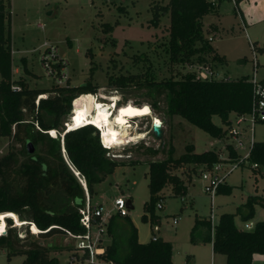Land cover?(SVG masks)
Instances as JSON below:
<instances>
[{"label": "trees", "instance_id": "16d2710c", "mask_svg": "<svg viewBox=\"0 0 264 264\" xmlns=\"http://www.w3.org/2000/svg\"><path fill=\"white\" fill-rule=\"evenodd\" d=\"M220 1L223 0H216V5ZM239 2L235 0V12ZM216 5L211 0H168L164 5H152L153 26L159 23L162 15L169 16L165 50L170 65L211 67V63H225L224 56L217 54L210 39L203 35L202 19L213 13ZM9 8L10 0H0V138L11 137L21 144L25 158L18 162L13 150L0 156V216L15 213L20 220L28 221V225L24 236H18L12 217L3 218L6 225L1 222L2 228L6 226V230L0 231V249L8 250V259L12 255H24L21 264H60L56 256H49V252L61 247L72 251L69 243H43L34 236L46 239L57 234L64 237L66 231L84 233L79 221V209L85 202L84 189L73 171L78 172L85 182L90 198L95 193V184L111 174L118 163L106 156L111 148L100 143L99 131L93 125L68 130L64 134L62 129L59 130L71 107V114H75L85 109L86 102L93 103L94 94L100 87L91 82L93 67L88 80L77 86H70L67 81L66 86L52 83L44 90L31 88L22 78H13ZM211 28L214 30L215 26ZM262 49L257 48L258 51ZM138 78V75H107V83L115 90L144 83L153 107L159 108L161 101L169 116H180L218 139L228 137L230 115H241L250 110L252 84L248 75L198 79L195 71L189 69L160 80L152 73L143 80ZM46 93L48 95L44 96ZM213 115H218L224 126L214 124ZM28 142L33 147L32 152L27 149ZM144 148L154 155L159 152V149ZM226 148L230 157H236L230 144ZM218 155V149L197 153L192 144H187L184 152L176 158L150 161L149 196L143 204L140 219L157 220L155 207L162 200L164 189L170 187L173 195L183 197L194 172L210 168L218 161ZM247 160L250 166L257 165L251 166L254 172L263 168L261 174L264 177V141H254ZM179 169L181 172L178 173ZM230 191L231 186L225 181L219 185L217 194ZM255 205L264 207V196L248 195L234 213H221L213 225L210 218L196 219L190 240L195 242L194 230L204 226L207 231L202 241L210 242L214 253L224 255L225 264H252L254 254H264V219L247 229L238 228L234 216L238 215L242 221L250 220ZM32 225L37 231L30 230ZM105 233L110 238V243L104 245L102 257L105 260L114 264H172L171 243L154 234L155 240L152 235L149 241L139 242L136 228L127 215H111L105 223Z\"/></svg>", "mask_w": 264, "mask_h": 264}, {"label": "rangeland", "instance_id": "374dc122", "mask_svg": "<svg viewBox=\"0 0 264 264\" xmlns=\"http://www.w3.org/2000/svg\"><path fill=\"white\" fill-rule=\"evenodd\" d=\"M168 0H10L11 19V56L13 78H22L31 88L47 90L52 85L41 62L42 44L48 42L57 48V54L67 62V74L70 86L83 84L91 75V82L99 87L97 97L91 106H104L111 103L116 107L120 103L132 102L141 107L150 106L149 116L138 117L130 121L128 131L131 138L139 139L126 142L115 147L110 146L106 156L118 163L114 171L95 184V193L90 197L92 205H102L104 213L114 212V200L118 197L131 200L132 208L127 216L137 231V239L144 243L154 234L172 245V264H225V256L213 254L210 242H203L202 237L207 229L198 226L190 240V231L196 219H209L211 215L210 198L204 192L205 182L200 173L194 172L192 182L188 185L185 195H173L170 187L163 191V208L155 207L157 220L142 221L143 204L148 200V163L178 157L184 152L187 144L194 146L195 152L215 149L228 156L227 144L232 143L229 137L215 138L204 130L190 124L180 116H169L165 112V104L160 101L159 108L150 104L147 88L144 83L130 84L124 90H115L107 83V75H138L145 79L149 73L156 79H165L176 72L189 70L188 64L170 65L166 46L168 41L169 16L164 14L159 23H151L152 5H164ZM233 4L226 1L219 18L221 27L212 29L216 16H204L203 35L210 39V44L217 54L224 56V64L211 63V68L230 78L242 75L252 76L253 54L251 43L263 47L256 51L258 66L257 79L264 78V19L250 26H241L240 20L231 13ZM214 25V24H213ZM194 65V64H193ZM213 66V67H212ZM148 73V74H146ZM48 93L44 94L47 96ZM113 100V101H112ZM80 101V100H77ZM74 102V100H73ZM137 103V104H136ZM90 102H86L85 108ZM73 105V103H72ZM73 109V107H72ZM70 112L63 117L68 121ZM72 121H74V114ZM142 116V115H141ZM154 119L162 128V136L157 139L151 132ZM212 122L224 126L218 115L212 116ZM234 119V115H230ZM115 127L116 123L111 122ZM115 125V126H114ZM117 126H121L117 123ZM63 124L59 130L63 129ZM114 131L116 128H112ZM146 134V135H145ZM50 136V132L48 133ZM100 137V134H99ZM254 141H264V123L254 126ZM144 147L159 149L154 155ZM246 148V146H245ZM13 150L17 153L18 162L25 155L21 152V144L11 137L0 138V156ZM242 154L246 149L240 151ZM250 164L245 163L226 176V184L231 186L227 194H217L213 201L212 225L221 213H234L236 207L244 202L248 195L264 192L263 168L254 172ZM182 169V168H181ZM179 169L177 172H181ZM199 172V171H198ZM85 202L86 193L84 190ZM182 197V198H181ZM84 202V204H85ZM5 215V216H4ZM0 216V227L6 225L3 218L11 216L12 225L16 227L18 236H24L28 221L20 220L15 213ZM178 218L177 224L172 219ZM264 219V207L255 205L254 215L248 221L234 216L238 228L244 224ZM2 222V223H1ZM251 226V227H252ZM6 226L3 228L4 232ZM30 230L37 231L30 226ZM43 243L55 241L63 245L69 243L73 250L77 241L65 239L60 234L41 239ZM100 244L108 245L109 236L104 232L100 235ZM70 250L61 247L52 249L49 256H56L60 264H67ZM8 250L0 249V264H21L24 255H12L8 259Z\"/></svg>", "mask_w": 264, "mask_h": 264}, {"label": "built area", "instance_id": "2783aa9c", "mask_svg": "<svg viewBox=\"0 0 264 264\" xmlns=\"http://www.w3.org/2000/svg\"><path fill=\"white\" fill-rule=\"evenodd\" d=\"M233 5L235 0H229ZM213 5H216V0H211ZM251 49L253 54V73L249 77V81L252 84V100L250 105V110L241 115H234V119H230V125L227 131L228 137L231 139L230 143L232 149L236 152V157L228 156L224 157L222 152L219 151L218 161L214 163L210 168L202 169L200 171V176L205 182L204 192L210 198L211 215L210 220H212L213 211V201L217 193L219 185L223 184L226 180V176L239 166H243L248 162V156L250 150L254 143V126L256 123H264V78L257 79L256 77V67L258 66L255 52L257 47L255 44L251 43ZM42 56L41 62L43 68L45 69L48 77L52 79V82L56 86H66L69 77L67 74V62L58 56L56 46L44 42L42 44ZM190 70L195 71L196 78L198 79H227L226 75L220 74L209 65H191ZM17 89L16 86L12 87ZM96 95V94H94ZM43 96V95H42ZM73 103V102H72ZM73 109L71 107L70 114L68 116V121H63L65 125L72 121ZM70 130L69 127L66 131ZM99 131V130H98ZM50 132V131H49ZM152 132V129H151ZM153 133V132H152ZM100 143L104 147H109L102 141L101 133ZM246 146V148H245ZM246 149V152L242 154L240 151ZM252 167H257L256 164H252ZM75 176L78 178L83 189L86 193V202L82 208L79 209L81 214L80 223L84 227L85 232L82 234H76L66 231L65 239L72 241H77L74 250L72 249L70 256L68 257L67 264H114L111 260H105L102 256L104 254V246L100 244V235L105 231V223L113 214H118L120 216L127 215V200L125 198L118 197L114 200V212L104 213L102 205H92L88 196L87 188L85 182L79 177L78 172L73 171ZM156 207L163 208L162 200H159ZM178 218L172 219V224H177ZM212 224V222H211ZM251 222L245 223L244 227L251 228ZM37 230V229H36ZM152 239L155 240L156 237L153 235Z\"/></svg>", "mask_w": 264, "mask_h": 264}, {"label": "bare ground", "instance_id": "6f19581e", "mask_svg": "<svg viewBox=\"0 0 264 264\" xmlns=\"http://www.w3.org/2000/svg\"><path fill=\"white\" fill-rule=\"evenodd\" d=\"M93 98L97 99L96 96ZM110 104L111 103H106L104 106H91L92 103H90L89 107L85 108L80 113L74 114V121H71L67 125L62 123L64 126L62 134L66 132L67 127L71 130L84 124H91L99 129L102 141L106 145H110L112 147L126 143L128 140V142H130L139 139L140 136L131 138L133 134L128 131L129 126L127 125H130V121L134 118L149 116L151 112L150 106L143 104L141 107H137L133 105L132 102H126L118 107ZM145 109H147V111H144ZM111 122H115L116 126H111ZM117 123H120L121 125L119 128L117 127ZM153 124L155 127H159V122H157L156 119H154ZM116 127L117 130L114 131L112 128ZM9 217L11 216L9 215ZM0 231H3V228L0 227Z\"/></svg>", "mask_w": 264, "mask_h": 264}, {"label": "crops", "instance_id": "0c3cea01", "mask_svg": "<svg viewBox=\"0 0 264 264\" xmlns=\"http://www.w3.org/2000/svg\"><path fill=\"white\" fill-rule=\"evenodd\" d=\"M225 2L226 0L220 1L216 5L215 11L213 13H210L216 16L215 22L212 23V25L214 24L216 30H218L219 27L222 28V26L219 25V23H221L219 21V18H221L222 16L221 13L223 10L221 9V7ZM231 13L235 17L238 16L241 26L244 25V27L250 26L257 22H261L264 19V0H240L236 12L234 11L233 5ZM254 44H256V42ZM117 127L119 128L120 126ZM257 195L264 196V192ZM213 254L216 255L217 253L213 252ZM252 264H264V254H254L252 257Z\"/></svg>", "mask_w": 264, "mask_h": 264}, {"label": "water", "instance_id": "95a60500", "mask_svg": "<svg viewBox=\"0 0 264 264\" xmlns=\"http://www.w3.org/2000/svg\"><path fill=\"white\" fill-rule=\"evenodd\" d=\"M151 129H152V132L155 135V137L157 139H160L161 136H162V128L155 127V125L152 123ZM27 149H28L29 152H32L33 151V147H32V145H31L30 142L27 143ZM62 151H63V147H62ZM127 207H128V209L132 208V205H131V201L130 200H127ZM7 217H9V216H7ZM7 217H5V218H7Z\"/></svg>", "mask_w": 264, "mask_h": 264}, {"label": "snow or ice", "instance_id": "6c2138e0", "mask_svg": "<svg viewBox=\"0 0 264 264\" xmlns=\"http://www.w3.org/2000/svg\"><path fill=\"white\" fill-rule=\"evenodd\" d=\"M144 111H147V109H145Z\"/></svg>", "mask_w": 264, "mask_h": 264}, {"label": "clouds", "instance_id": "9594fccd", "mask_svg": "<svg viewBox=\"0 0 264 264\" xmlns=\"http://www.w3.org/2000/svg\"><path fill=\"white\" fill-rule=\"evenodd\" d=\"M99 130V129H98Z\"/></svg>", "mask_w": 264, "mask_h": 264}]
</instances>
